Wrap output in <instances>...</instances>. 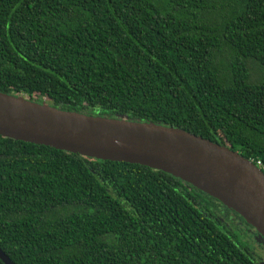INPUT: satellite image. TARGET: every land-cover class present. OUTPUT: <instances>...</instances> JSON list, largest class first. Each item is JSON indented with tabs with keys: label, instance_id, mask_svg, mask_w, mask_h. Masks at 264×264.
Returning a JSON list of instances; mask_svg holds the SVG:
<instances>
[{
	"label": "trees",
	"instance_id": "16d2710c",
	"mask_svg": "<svg viewBox=\"0 0 264 264\" xmlns=\"http://www.w3.org/2000/svg\"><path fill=\"white\" fill-rule=\"evenodd\" d=\"M0 92L179 129L264 173V0H0ZM247 228L169 173L0 136L14 264H260Z\"/></svg>",
	"mask_w": 264,
	"mask_h": 264
},
{
	"label": "water",
	"instance_id": "95a60500",
	"mask_svg": "<svg viewBox=\"0 0 264 264\" xmlns=\"http://www.w3.org/2000/svg\"><path fill=\"white\" fill-rule=\"evenodd\" d=\"M0 136L169 173L238 214L264 240V173L225 146L171 127L61 111L1 92ZM0 260L14 264L1 250Z\"/></svg>",
	"mask_w": 264,
	"mask_h": 264
},
{
	"label": "rangeland",
	"instance_id": "374dc122",
	"mask_svg": "<svg viewBox=\"0 0 264 264\" xmlns=\"http://www.w3.org/2000/svg\"><path fill=\"white\" fill-rule=\"evenodd\" d=\"M221 212H222L221 215L223 217L222 221L226 220V221L233 222L234 223L233 226H236L234 229H240V230L243 229L242 223L240 222V220L235 215H233L230 212L229 213L225 212L223 210ZM254 233H257V232L255 230L253 232V229L247 228V232L246 233L242 232V236L245 240H247L249 242V244L252 246V248L258 252V254H262V252H261L262 250L260 249L259 245L256 242L257 241L262 242L263 239H261V238L255 239ZM257 237H260V235L258 233H257ZM262 263L264 264V262H262Z\"/></svg>",
	"mask_w": 264,
	"mask_h": 264
},
{
	"label": "flooded vegetation",
	"instance_id": "af4514ba",
	"mask_svg": "<svg viewBox=\"0 0 264 264\" xmlns=\"http://www.w3.org/2000/svg\"><path fill=\"white\" fill-rule=\"evenodd\" d=\"M253 232H254V230H253ZM254 237H255V239H259V238H261V237H257V233H254ZM262 239V238H261ZM264 241V240H263ZM259 242V241H257L256 243L259 245V247H260V249L262 250L261 252H262V254H258V252L255 250V249H253V251L255 252H257V254L260 256V264H263L262 262H264V242ZM258 256V257H259Z\"/></svg>",
	"mask_w": 264,
	"mask_h": 264
},
{
	"label": "built area",
	"instance_id": "2783aa9c",
	"mask_svg": "<svg viewBox=\"0 0 264 264\" xmlns=\"http://www.w3.org/2000/svg\"><path fill=\"white\" fill-rule=\"evenodd\" d=\"M260 166V165H257V167ZM259 168V167H258ZM260 169V168H259Z\"/></svg>",
	"mask_w": 264,
	"mask_h": 264
}]
</instances>
